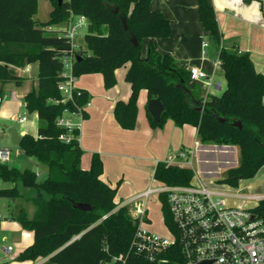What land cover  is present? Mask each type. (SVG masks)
<instances>
[{
  "label": "trees",
  "instance_id": "1",
  "mask_svg": "<svg viewBox=\"0 0 264 264\" xmlns=\"http://www.w3.org/2000/svg\"><path fill=\"white\" fill-rule=\"evenodd\" d=\"M47 1L52 5L48 19L37 24L33 19L37 0H0V93L4 84L19 87L25 81L14 67L37 64L36 85L24 94L23 101L28 112L36 113L39 126L36 136L23 134L18 146L47 169L46 177L38 180L32 170L0 162V179L12 184L0 189V197L33 206L30 217L22 205L10 212L12 219L33 232L32 243L17 259L48 257L56 264H152L129 251L138 219L128 215L127 206L117 207V187L100 179L99 155L92 154L88 169H82L78 130L71 132L67 143L59 138L67 132L56 125L67 103L54 102L61 99L56 83L63 57L73 54L75 77L100 73L106 88L115 83L114 70L129 63L125 79L130 84V94L126 101L117 100L113 107L118 125L123 129L135 127L138 93L145 89L147 102L158 98L164 107L157 122L146 112L152 128L162 127L170 119L176 126L196 127L202 144L237 148V164L218 179L231 187H237L241 179L252 178L264 166V76L255 71L247 52L223 46L209 0H197L198 18L218 50L225 89L220 95H208L204 102L200 87L188 86V71L178 68L171 56L158 53L151 42L142 56L144 38L171 33L169 21L149 8L151 0H62L60 5L56 0ZM115 7L117 13L113 12ZM70 15L86 17L88 26L83 38L90 54L72 50L69 40L47 29ZM131 35L136 45L130 42ZM75 98L79 103L85 102L86 92L81 90ZM238 121L241 127L236 124ZM192 176L190 167L162 161L156 163L153 171V179L160 184L186 185ZM18 183L33 189L34 195L23 197ZM157 198L164 223L171 225L165 195L160 193ZM260 206L264 209V199Z\"/></svg>",
  "mask_w": 264,
  "mask_h": 264
},
{
  "label": "crops",
  "instance_id": "2",
  "mask_svg": "<svg viewBox=\"0 0 264 264\" xmlns=\"http://www.w3.org/2000/svg\"><path fill=\"white\" fill-rule=\"evenodd\" d=\"M209 2L215 11L223 46L247 52L255 71L264 76V0H209ZM149 8L159 12L169 21L171 33L165 37L144 38L143 57L151 42L158 53L171 56L178 68L188 71V68L195 66L212 72L214 78L223 77L220 65H214L218 60V50L198 18L197 0H151ZM203 43H206L204 47ZM128 65L129 63H125L114 70L115 83L109 88L104 86L100 73L83 74L74 80L75 87L84 90L89 101L78 135L82 151L80 167L88 169L92 154H98L102 161L100 179L112 188L117 187L114 198L116 203L127 201L147 190L149 176L150 174L153 176L156 162L175 154L181 146L192 149L197 137L196 127L188 124L176 126L170 119H167L162 127L152 128L146 114L145 89L138 93L135 127L123 129L118 125L113 115V107L117 100L126 101L130 94V84L125 79ZM14 70L17 75L26 79L19 86L23 88L22 91L11 83L2 85L1 94L8 95L10 92L11 95L9 100L5 98V101L0 103V119L3 120H13L21 115H15V111L20 105L25 107L24 94L36 85V63L19 67L18 71L17 68ZM26 71L32 75H27ZM194 84L188 82L190 88L195 87ZM202 93L203 90L200 89V96ZM208 94L219 95L212 89ZM262 102L264 103V95ZM12 110L14 113L11 114ZM18 134L23 135L25 132L20 131ZM204 158L209 160L206 166L209 168L214 166V153L204 154ZM196 161L197 155L194 153L192 162ZM11 185L0 179V189L9 188ZM34 193L23 194L30 197ZM148 203L149 198L145 204L147 210ZM17 205L24 206L29 217L32 215L33 208L29 202L0 197V264H56L48 257H39L35 260L17 259L33 241V232L24 229L10 217V212L14 211ZM146 221L149 219L145 215L144 226L150 230ZM8 246L11 247L10 250H7Z\"/></svg>",
  "mask_w": 264,
  "mask_h": 264
},
{
  "label": "built area",
  "instance_id": "3",
  "mask_svg": "<svg viewBox=\"0 0 264 264\" xmlns=\"http://www.w3.org/2000/svg\"><path fill=\"white\" fill-rule=\"evenodd\" d=\"M63 23L65 27L53 25L47 29L65 37L69 40L71 49L77 50L74 38L78 35L79 29L86 32L88 26L86 17L70 15ZM205 45L206 43H203V47ZM72 61L73 54L63 57L62 70L56 83L61 99L54 101L67 103L56 119V125L67 130L65 134L59 136L65 143L71 140L73 130L79 132L85 108L89 106V101L79 103L75 98L81 95V90L74 85ZM214 65H220L219 60H216ZM188 73L189 82L195 83L203 90L202 102L209 95L211 88L220 89L222 86L220 80L215 81L212 72L202 68L192 66L188 68ZM7 96L0 93V103ZM24 120V115L17 116L18 122L22 123ZM194 153L206 175L213 172L214 166L211 169L205 165L209 160L204 158V154L214 153L219 165H232L229 167L231 168L237 164L233 163L234 155L238 154L237 148L233 145H206L200 143L197 137L192 149L181 147L162 162L190 167ZM10 156V148L0 147L1 163H7ZM36 175L38 176L39 172ZM160 193L165 195L172 221L171 225L165 223L168 227L165 228L166 234L155 233L144 226L146 200L150 195ZM229 198L256 203L230 204L227 201ZM263 199L264 195L241 194L240 189L234 195L210 189L199 175H194L193 172L189 184H160L157 188L149 187L127 201L118 202L117 207L131 205L135 208L138 225L131 239L129 251L144 257L152 264H264V209L260 206ZM10 248L8 246L7 250Z\"/></svg>",
  "mask_w": 264,
  "mask_h": 264
},
{
  "label": "rangeland",
  "instance_id": "4",
  "mask_svg": "<svg viewBox=\"0 0 264 264\" xmlns=\"http://www.w3.org/2000/svg\"><path fill=\"white\" fill-rule=\"evenodd\" d=\"M52 9V5L47 0H37V10L35 15L33 16V19L36 21L37 24H40L41 22H44L48 19V15L50 10ZM65 23L61 22L55 27H65ZM83 34H85L84 29H79L78 35L74 38V43L77 45V49H81L86 52V54H90L91 52L86 46V43L83 38ZM26 74H30L26 71ZM32 75V74H30ZM30 79V77L28 78ZM215 81L220 80L222 82V86L218 90H213V92L218 93L219 95L222 93V91L225 89V80L223 77L217 76L214 78ZM31 82V80H30ZM27 85L29 82L26 83ZM25 89V88H24ZM20 91L23 90L22 87H19ZM11 97L10 92L8 93V97H6L5 100H9ZM4 100V101H5ZM22 101V100H21ZM14 110H12L11 114L14 113ZM24 115L25 121L20 123L16 119H0V147H6L10 148V160L7 162L10 166H14L20 170L29 169L34 172H39L40 175H38L37 179L41 180L44 177H46V168L44 165L39 164L33 157L26 156L23 151L19 148V146H15L11 143L10 135L8 134L7 128L11 127L14 128L17 132L24 131L25 133H28L32 136H36L37 134V128L39 126V120L34 112H28L24 105H20L16 111L15 115ZM193 142V140H192ZM206 145H213L212 143H207ZM183 147V146H181ZM238 151V150H237ZM214 162V169L211 174H204V170L200 167V163L197 161L195 163L192 162V165L190 168L193 170L194 175L198 174L199 177L203 180L205 185L210 189H215L219 191L226 192L228 194L234 195L238 189L241 190V194L249 195V194H258V195H264V166H262L256 174L252 178L247 179H241L238 182L237 187H231L224 183L218 182V179L221 178L223 172L226 168H229L232 165H219V162L217 161V157L215 158ZM234 164H236L238 159V154L234 155ZM233 164V165H234ZM149 187L151 188H157L160 186V184L153 179L152 174L149 176ZM18 189L19 193L27 198L25 195H31L34 193V190L31 188H25L22 185L18 183ZM25 193V195L23 194ZM4 200V199H1ZM22 201V200H21ZM228 203L230 204H245L248 203L245 200H241L238 198H229L227 199ZM255 201H251L248 204H255ZM33 208V206H32ZM128 215L131 218H136V212L135 208L131 205H128L127 207ZM146 216L148 217L149 221H146L148 224V227L151 231L159 234H166V229L168 228L167 225L163 221L162 212L160 209V201L157 198V194H152L149 197V203H148V210L146 213Z\"/></svg>",
  "mask_w": 264,
  "mask_h": 264
},
{
  "label": "water",
  "instance_id": "5",
  "mask_svg": "<svg viewBox=\"0 0 264 264\" xmlns=\"http://www.w3.org/2000/svg\"><path fill=\"white\" fill-rule=\"evenodd\" d=\"M56 1H57L58 5H60L62 2V0H56ZM117 11H118V8L115 7L113 9V12L117 13ZM122 24H123L124 29H126L127 27H126V23H125L124 18H122ZM129 40L133 45L137 44V41L134 38V36H132V35L129 36ZM146 108H147V111L149 112V114L151 115L152 120L155 122L159 121V119L162 115V112L164 110V107H163V104L161 103V101L158 98H152L147 102ZM196 109H197V111H200L201 108L197 107ZM220 121H223V119H220ZM236 124L239 127H241V123L239 121ZM7 131H8V134L10 135L11 143L15 146H18L21 142L22 135L18 134V132L14 128H11V127H8ZM76 237L77 236H75L74 238H76Z\"/></svg>",
  "mask_w": 264,
  "mask_h": 264
}]
</instances>
